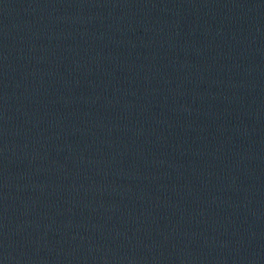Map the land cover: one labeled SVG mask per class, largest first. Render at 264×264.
I'll return each instance as SVG.
<instances>
[{
    "label": "water",
    "instance_id": "95a60500",
    "mask_svg": "<svg viewBox=\"0 0 264 264\" xmlns=\"http://www.w3.org/2000/svg\"><path fill=\"white\" fill-rule=\"evenodd\" d=\"M0 261L264 264V0H0Z\"/></svg>",
    "mask_w": 264,
    "mask_h": 264
}]
</instances>
